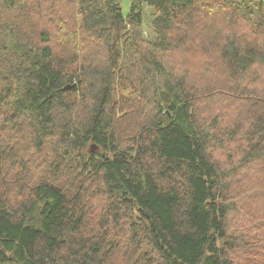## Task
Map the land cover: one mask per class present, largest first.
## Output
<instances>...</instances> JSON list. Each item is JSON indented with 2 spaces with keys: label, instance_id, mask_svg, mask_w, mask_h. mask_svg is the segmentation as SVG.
<instances>
[{
  "label": "trees",
  "instance_id": "obj_1",
  "mask_svg": "<svg viewBox=\"0 0 264 264\" xmlns=\"http://www.w3.org/2000/svg\"><path fill=\"white\" fill-rule=\"evenodd\" d=\"M121 1L0 0V264H264V0Z\"/></svg>",
  "mask_w": 264,
  "mask_h": 264
},
{
  "label": "rangeland",
  "instance_id": "obj_2",
  "mask_svg": "<svg viewBox=\"0 0 264 264\" xmlns=\"http://www.w3.org/2000/svg\"><path fill=\"white\" fill-rule=\"evenodd\" d=\"M132 1H134V0H122L121 1V3H120V7H121V11H122V14L123 15H126L127 13H128V11H129V5H130V3L132 2ZM153 13H154V11H153V9L152 8H150V7H147V6H145L144 8H143V26H142V29H141V31H142V36H143V39H147V40H151L152 39V37H153V35H152V27H151V21H152V19H153V17H154V15H153ZM143 42H146V41H143ZM137 47L140 49V53H142V54H144L145 53V51H144V45H141V44H139V45H137ZM165 56V55H164ZM169 56V55H168ZM167 56V57H168ZM174 59L175 60H178V58L177 57H174ZM205 74V73H204ZM220 87V86H219ZM153 92V91H152ZM131 98H132V94L130 93V91L129 90H127L124 94H123V96H122V102L120 103V107H122L123 109H124V113H125V115L123 116V117H125V116H127V117H129V116H134V110H132V108H133V106H132V104H130V105H127V103L126 102H130V100H131ZM206 106H208L207 104H204L203 106H202V108L203 107H206ZM117 117L119 118V116H121L120 115V113H119V110L117 109ZM124 137V135H122V138ZM213 152H214V156H216L217 158H219L218 156H219V150L218 149H214L213 150ZM233 225V223L231 224V226ZM126 240V239H125ZM125 240H121L120 241V243L121 244H125ZM117 254H119V256L118 255H115V256H117V258H119V259H121L122 260V254H121V251L119 250L118 252H116ZM112 264H119L118 263V261H117V259L112 263Z\"/></svg>",
  "mask_w": 264,
  "mask_h": 264
},
{
  "label": "water",
  "instance_id": "obj_3",
  "mask_svg": "<svg viewBox=\"0 0 264 264\" xmlns=\"http://www.w3.org/2000/svg\"><path fill=\"white\" fill-rule=\"evenodd\" d=\"M66 88H69V86H67ZM94 150V146H91V151H93Z\"/></svg>",
  "mask_w": 264,
  "mask_h": 264
}]
</instances>
